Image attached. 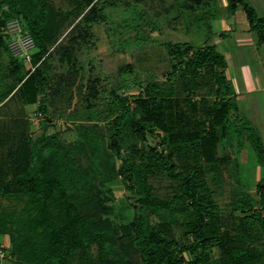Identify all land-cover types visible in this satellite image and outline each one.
I'll return each instance as SVG.
<instances>
[{
    "label": "trees",
    "instance_id": "trees-1",
    "mask_svg": "<svg viewBox=\"0 0 264 264\" xmlns=\"http://www.w3.org/2000/svg\"><path fill=\"white\" fill-rule=\"evenodd\" d=\"M61 2L0 0V103L6 100L0 237L8 235L11 248L0 247L7 258L15 264H264V175L258 198L234 186L226 207L218 200L226 171L237 162L233 148L240 151L245 136L264 159L262 133L239 108L225 53L210 38L161 41L169 60L162 77L153 74L140 91L122 93L83 72L94 24L108 23L105 8L118 0ZM210 2L136 0L135 23H126L135 37L156 39L146 35L147 26H174L187 9L195 14L196 5ZM240 6L262 44L264 18L248 0L226 4L230 13ZM13 17L35 38L34 69L11 53L2 34ZM123 70L134 69L127 63ZM13 100L39 103L41 134L34 136L24 109L3 112ZM56 116L75 138L48 131ZM119 174L140 208L121 225L109 215L104 189ZM185 250L195 258L187 260Z\"/></svg>",
    "mask_w": 264,
    "mask_h": 264
},
{
    "label": "rangeland",
    "instance_id": "rangeland-1",
    "mask_svg": "<svg viewBox=\"0 0 264 264\" xmlns=\"http://www.w3.org/2000/svg\"><path fill=\"white\" fill-rule=\"evenodd\" d=\"M129 1H132L133 5H127L126 0H118L117 4L107 5L105 10L109 14V22L94 24V31L96 33L93 43L94 46H87L83 49V61L85 66L83 72H85V76L89 77L91 74L98 75L101 78L102 84H105L108 88L115 84L119 92L127 94L140 91L143 81L153 74L162 77L161 74L167 69L169 60L167 51L161 48L162 45H159L161 41L167 39L192 40L200 44L204 39L210 38L212 42H215L213 33L215 28H211V26H216L215 23H218L222 18L233 19L234 17L232 13L227 10L222 0H211L209 6H200L199 9L195 8L193 10L195 14H191L192 10L187 9L188 13H186L174 26L169 27L162 24L154 31L147 26L146 35L147 33H151L156 39L147 37L143 40V38L135 37L138 32H136L134 28L130 29L126 23V19L131 21V24L135 23L133 20V13L137 11L138 5V3L136 4V0ZM248 1L252 5L255 3L258 14L262 15V0ZM56 2L57 4H63L61 0H56ZM140 6L146 7L143 3H141ZM198 10L200 12L204 11L205 13L199 14L197 12ZM191 22H193V25ZM252 32L257 38V33L254 30H252ZM2 34L8 43V35L5 33L4 29H2ZM232 35L233 33L227 35L231 57H233L236 63L239 61L245 62L243 66L246 71L250 72L251 84L253 85V91L236 93V99L242 114L255 124L262 133V120H264L262 103H264V91L262 92L258 85L259 79L262 81V44L256 43L258 48L254 42H250L251 40L247 43L239 44L238 41L234 40ZM217 46L221 51L226 52V48L224 47L226 45L222 42L217 43ZM225 55L226 58H228L227 53H225ZM4 57L5 59L8 58L6 54ZM127 63H131L134 70L132 72L120 71V68ZM19 103V100L11 101L7 112L8 110L11 113L17 112L20 106ZM43 117L44 114L37 120L40 125L44 120ZM49 125L48 131L60 130L69 139L76 137L74 130L66 129L68 122L62 116H56L52 123L49 122ZM40 128L43 129L42 127ZM244 135H246V133H244ZM242 142L244 146L240 151L233 148L237 155V162L234 163L232 172L229 169L226 171L224 193L218 197L220 204L224 207H226L227 201L231 198V192L238 190L235 189L234 186L248 189L258 198L256 184L264 175V159L261 160L259 158L258 152L251 139L245 136ZM109 188L111 192L108 190ZM104 189L106 190L105 197L108 199L107 204L110 208L109 215L116 224L121 225L128 223L134 218L136 213L140 211L139 207L133 205L135 199L121 174L106 182ZM129 191L131 193H129ZM159 219L160 218L156 214L152 215L153 222L159 221ZM181 233L182 228L176 227V234L182 239ZM0 242L5 248H11L8 235L1 236ZM213 254L214 256L220 254V250L217 246L213 248ZM184 255L187 260H193L195 258L194 253L190 250H185ZM0 264L15 263L10 257L7 258L6 256L0 260Z\"/></svg>",
    "mask_w": 264,
    "mask_h": 264
},
{
    "label": "crops",
    "instance_id": "crops-1",
    "mask_svg": "<svg viewBox=\"0 0 264 264\" xmlns=\"http://www.w3.org/2000/svg\"><path fill=\"white\" fill-rule=\"evenodd\" d=\"M223 4L226 6L227 1L222 0ZM210 5V4H209ZM209 5H205V6H209ZM203 6V7H205ZM196 9H199L200 5H196L195 6ZM202 7V6H201ZM254 7H256V4L254 3ZM242 7L240 6L235 13H232L233 19H225L222 18L220 19V21H218V23L216 22V26L212 25V27H214L215 29L213 30L214 32V38H215V43H220L222 42L225 48H226V52L227 53V61H228V66H227V73L228 76L231 78V80L233 81V84L235 86L236 89V93H242L245 91H250L253 89V85L251 84V78H250V72L246 71V69L244 68V64L245 62H241L239 61L238 63H236L233 59V57H231L229 48H228V38L227 35H229V33H233V38L234 40L238 41L239 44H244L249 42H254L255 44L258 43V37L256 38V36L253 34L252 30L250 29V23L248 21V18L246 16L245 11L242 9ZM199 14H203L205 13L204 11L200 12L199 10L197 11ZM264 18V0H262V15H260ZM212 24V23H211ZM224 33V35H220V33ZM213 38V39H214ZM219 39V40H218ZM255 39V40H254ZM256 47L258 48V45L256 44ZM28 66V65H27ZM258 85H259V89L262 90V92L264 91V41L262 42V81H258ZM253 91V90H252ZM6 102L3 101L2 103H0V105L4 104ZM19 108L24 109V111L26 112V114L29 116V118L31 119L32 114L38 110V102H33V103H26L24 104V106L19 103ZM3 112L6 113L8 106L3 105ZM262 110H264V103H262ZM38 120V119H37ZM32 121V130L34 131V136H37L39 134H41L42 129L40 128L41 125L38 123V121ZM262 137L264 140V120H262Z\"/></svg>",
    "mask_w": 264,
    "mask_h": 264
},
{
    "label": "built area",
    "instance_id": "built-area-1",
    "mask_svg": "<svg viewBox=\"0 0 264 264\" xmlns=\"http://www.w3.org/2000/svg\"><path fill=\"white\" fill-rule=\"evenodd\" d=\"M8 35V46L11 53L23 60L31 69L35 68L33 63V53L36 47V41L33 34L24 28L22 21L18 17L10 18L2 27ZM41 112H34L31 116L36 121ZM7 256V250L0 247V260Z\"/></svg>",
    "mask_w": 264,
    "mask_h": 264
},
{
    "label": "water",
    "instance_id": "water-1",
    "mask_svg": "<svg viewBox=\"0 0 264 264\" xmlns=\"http://www.w3.org/2000/svg\"><path fill=\"white\" fill-rule=\"evenodd\" d=\"M129 193H131V192L129 191Z\"/></svg>",
    "mask_w": 264,
    "mask_h": 264
}]
</instances>
